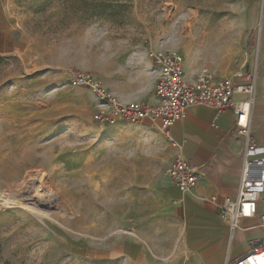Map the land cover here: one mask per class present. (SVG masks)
I'll list each match as a JSON object with an SVG mask.
<instances>
[{
  "label": "rangeland",
  "instance_id": "374dc122",
  "mask_svg": "<svg viewBox=\"0 0 264 264\" xmlns=\"http://www.w3.org/2000/svg\"><path fill=\"white\" fill-rule=\"evenodd\" d=\"M8 1L0 193L16 203L27 192L45 211L0 207V264H118L105 255L159 205L173 149L153 120L95 122L94 97L69 79L88 73L133 97L151 83L147 52L162 49L230 81L247 57L260 0ZM30 179L41 191L25 190Z\"/></svg>",
  "mask_w": 264,
  "mask_h": 264
},
{
  "label": "crops",
  "instance_id": "0c3cea01",
  "mask_svg": "<svg viewBox=\"0 0 264 264\" xmlns=\"http://www.w3.org/2000/svg\"><path fill=\"white\" fill-rule=\"evenodd\" d=\"M9 18V1L0 0V30L11 27ZM254 18L247 57L240 73L231 81L235 85L254 83L250 137L264 151V0L258 2ZM182 58L188 81L202 68L208 69L215 79H223L209 67L197 69ZM144 61L145 74L151 83L135 96L127 97L104 82L107 90L123 104L157 102L155 67L150 59ZM244 98L241 94L233 95L236 102ZM155 123L161 122L155 120ZM167 140L174 154L170 165L179 158L194 167L195 187L183 194L166 178L159 205L149 215L139 218L134 237L120 241L105 256L118 264H230L243 258L253 244L264 240V229L260 226L264 194L257 203L255 217L241 220L238 229L231 231L229 223L221 217V208L227 200L237 197L244 150L243 138L235 132L232 113L225 111L217 117L210 108L190 107L184 119L169 129Z\"/></svg>",
  "mask_w": 264,
  "mask_h": 264
},
{
  "label": "built area",
  "instance_id": "2783aa9c",
  "mask_svg": "<svg viewBox=\"0 0 264 264\" xmlns=\"http://www.w3.org/2000/svg\"><path fill=\"white\" fill-rule=\"evenodd\" d=\"M148 58L153 62L157 75L154 85L157 102L154 105L142 102L123 104L107 90L101 80L88 73H74L69 79L70 86L83 87L94 97L95 122L114 125L119 119L131 123H140L146 119L158 120L167 139L169 129L184 119L185 111L190 107L210 108L217 117L230 111L234 118L235 132L244 142L243 166L237 197L225 202L221 208V217L229 223L231 231H235L241 220L255 217L257 203L264 194V151L250 137L254 83L235 85L231 80H218L206 68H202L192 81H188L183 69L184 61L179 54L157 49L149 52ZM235 93L245 98L236 102L233 100ZM167 176L183 194L192 190L197 181L196 169L179 158L168 167ZM10 202L6 194L0 193V207H8ZM260 226L264 229V215L260 217ZM230 264H264V240L253 244L249 253Z\"/></svg>",
  "mask_w": 264,
  "mask_h": 264
},
{
  "label": "bare ground",
  "instance_id": "6f19581e",
  "mask_svg": "<svg viewBox=\"0 0 264 264\" xmlns=\"http://www.w3.org/2000/svg\"><path fill=\"white\" fill-rule=\"evenodd\" d=\"M28 180V179H27ZM25 184H28L26 187H25V190L26 191H29L30 193H33V190H34V186L37 184V188L39 189V191H41V189L43 188V183H42V181H36L35 182V180L34 179H30V181H28V183H25ZM24 185V184H23ZM21 186V185H20ZM19 185L18 186H16V187H20ZM24 190V191H25ZM36 191H37V189H36ZM44 192V191H43ZM18 193V192H17ZM39 192L37 191V194H38ZM14 194V193H13ZM36 194V193H35ZM36 194V195H37ZM46 196L47 195H50L51 197H52V195H51V193L49 192V191H47L46 193ZM40 195V194H39ZM18 199H17V201H16V203H14V202H11V203H14L15 205H20V206H25V207H29V208H32V209H34L35 211H41V212H43V211H45V210H40V209H38L36 206H35V204H33V203H31L30 201H31V199H29V197H32V196H30V195H28L27 194V192H20L19 191V194H18ZM41 197H42V195H41ZM53 198V197H52ZM46 204L45 205H47L48 206V208H49V206L51 205V203H49L48 201H46L45 202ZM46 207V206H45ZM48 213V212H47ZM47 213H45V215L43 214L42 216H47ZM42 214V213H41Z\"/></svg>",
  "mask_w": 264,
  "mask_h": 264
}]
</instances>
